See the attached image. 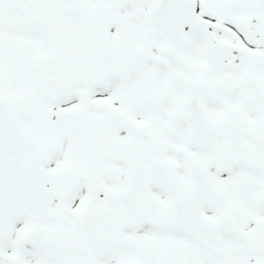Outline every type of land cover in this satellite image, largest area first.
I'll return each instance as SVG.
<instances>
[{"label":"snow or ice","instance_id":"obj_1","mask_svg":"<svg viewBox=\"0 0 264 264\" xmlns=\"http://www.w3.org/2000/svg\"><path fill=\"white\" fill-rule=\"evenodd\" d=\"M0 264H264V0H0Z\"/></svg>","mask_w":264,"mask_h":264}]
</instances>
